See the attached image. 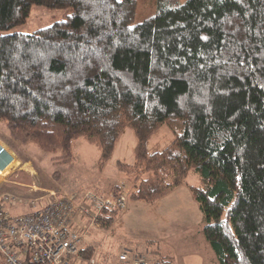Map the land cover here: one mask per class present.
I'll return each mask as SVG.
<instances>
[{
  "label": "trees",
  "instance_id": "trees-1",
  "mask_svg": "<svg viewBox=\"0 0 264 264\" xmlns=\"http://www.w3.org/2000/svg\"><path fill=\"white\" fill-rule=\"evenodd\" d=\"M34 5L69 12L31 33L4 32ZM136 8L137 0H0L1 138L15 152L33 143L68 162L84 137L104 169L132 128L135 160L117 162L130 199L154 201L193 172L220 263L264 264V0H159L133 25ZM163 123L175 139L151 153ZM122 211L103 207L100 226ZM82 252L92 257L94 247Z\"/></svg>",
  "mask_w": 264,
  "mask_h": 264
},
{
  "label": "rangeland",
  "instance_id": "rangeland-1",
  "mask_svg": "<svg viewBox=\"0 0 264 264\" xmlns=\"http://www.w3.org/2000/svg\"><path fill=\"white\" fill-rule=\"evenodd\" d=\"M158 6L159 0H137L132 24L153 15ZM68 12L69 9L34 5L25 23L4 32L31 33L64 18ZM3 134L8 133L0 121V136ZM174 139L171 128L163 123L148 140L149 152L163 150ZM136 142L133 129L126 128L104 169L99 167L98 148L84 137L75 141V158L68 162H55L52 153L33 143L19 145L20 151H14L18 162L12 164L6 180L0 182V206L10 215H21L65 196H76L79 201L87 193L108 196L118 186L130 189L132 185L117 162H134ZM198 183V176L191 172L186 184L154 201L130 199L123 190L126 209L108 229L99 224L92 226L82 244L94 247L93 257L102 264H116L125 251L146 256L149 264H158L160 256L167 260L162 264H221L204 235V214L190 189ZM6 194L15 195L17 200L3 203ZM90 221L83 219L87 224Z\"/></svg>",
  "mask_w": 264,
  "mask_h": 264
},
{
  "label": "built area",
  "instance_id": "built-area-1",
  "mask_svg": "<svg viewBox=\"0 0 264 264\" xmlns=\"http://www.w3.org/2000/svg\"><path fill=\"white\" fill-rule=\"evenodd\" d=\"M6 152L0 148V154ZM12 160L0 164V182L9 175ZM4 180V181H5ZM133 187L118 186L108 196L87 193L82 200L65 196L50 201L44 207L21 215H10L0 206V255L4 264H102L93 256L86 257L82 250L84 237L92 226L98 225L100 210L107 206L126 209L125 195ZM12 194L3 196V203L16 201ZM87 217L90 223L83 222ZM100 225V224H99ZM116 264H149L146 256L125 251Z\"/></svg>",
  "mask_w": 264,
  "mask_h": 264
},
{
  "label": "crops",
  "instance_id": "crops-1",
  "mask_svg": "<svg viewBox=\"0 0 264 264\" xmlns=\"http://www.w3.org/2000/svg\"><path fill=\"white\" fill-rule=\"evenodd\" d=\"M1 147H4V149L6 150V152H4L3 154H0V164L2 166H5L7 162H9L10 160H12L11 164L18 162L15 156L16 154L14 150L11 147H9V145L0 136V148ZM85 246L87 247V245ZM0 264H4V260L1 255H0Z\"/></svg>",
  "mask_w": 264,
  "mask_h": 264
}]
</instances>
